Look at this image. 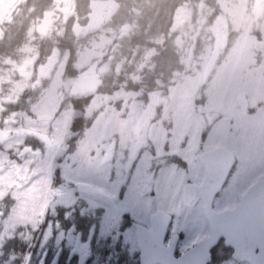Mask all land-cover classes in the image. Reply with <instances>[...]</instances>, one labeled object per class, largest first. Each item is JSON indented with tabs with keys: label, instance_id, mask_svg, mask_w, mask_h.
Here are the masks:
<instances>
[{
	"label": "rangeland",
	"instance_id": "rangeland-1",
	"mask_svg": "<svg viewBox=\"0 0 264 264\" xmlns=\"http://www.w3.org/2000/svg\"><path fill=\"white\" fill-rule=\"evenodd\" d=\"M57 2L61 9L67 6L68 12L73 7V1ZM253 3L216 0L215 7L203 2L178 7L169 30L175 36L176 64L166 78L137 89L131 87L140 81L143 65H149L148 70L153 68L151 56L156 50L150 47L133 53L127 61L134 65V74L126 75L124 81L120 80L124 74L118 78L121 62L125 61L120 58L118 39L132 29V24L109 26L111 16L113 19L116 15V4L114 8L111 0H90L82 18L72 17L67 34L79 42L72 63L75 74L65 76V56L55 54L57 63L48 71L36 70L31 84L25 79L24 71L29 68L24 63H34L41 51H52L49 42L54 36H64L65 28L51 23V8L35 12L33 6H28L16 16L8 32L14 25L21 29L19 45L11 51L20 58V65L14 67H24L18 71L24 103L20 121L4 124L10 137L0 144V264H41L43 260L48 264L56 261L55 255L61 256L57 264H127L130 229L122 214L131 197L143 194L144 175L154 166L159 183L154 181L150 186L154 191L151 194H179L184 173L170 163L164 174L158 163L166 155L178 153L189 168L195 166L189 153L196 152L200 132L190 125L191 117L197 124L205 118L234 115V122L228 126L215 129L214 125L208 140L226 131L223 141L228 139V148L235 153L250 148L256 154L257 144L250 137L257 115L242 117L238 111H231L238 86L253 85V80L264 91V14L257 19ZM216 39L228 86L226 81L221 84L224 78L214 77L205 92L197 91ZM42 41H46L45 46ZM155 41L162 45L163 39ZM58 51L53 48V52ZM108 67L114 68L113 73ZM256 69L259 76L252 78ZM86 75H99V81L94 91L86 94L90 101L82 113L62 99L82 93L81 78ZM104 75H112L111 93L100 91ZM242 77L252 79L246 83ZM246 92L248 108L253 109V94ZM146 108L148 113L144 112ZM256 110L260 118L262 108ZM82 114L88 125L72 130L74 119ZM143 117L150 123L141 135L142 148L133 158L132 145ZM179 122L188 128H179ZM216 122L222 121L217 117ZM259 127L260 119L257 136L262 138L264 132L260 133ZM29 132L37 139L39 153L22 156L19 151ZM125 162L130 165L127 179L122 177L121 165ZM260 162L264 166V155ZM260 178H264V168ZM231 193L229 189L224 195L228 202L233 200L230 195H235Z\"/></svg>",
	"mask_w": 264,
	"mask_h": 264
},
{
	"label": "flooded vegetation",
	"instance_id": "flooded-vegetation-1",
	"mask_svg": "<svg viewBox=\"0 0 264 264\" xmlns=\"http://www.w3.org/2000/svg\"><path fill=\"white\" fill-rule=\"evenodd\" d=\"M8 1H10L9 5L6 6L8 8L0 10V30L2 31V35H0V131H2V133H0V144L8 140L10 137V133L4 131L3 129L4 124L15 125V123L20 121L21 107L22 103H24L23 100V102L21 101L19 83L20 77L18 73L19 70H24V67H14V65H20V58L17 53L5 51V48L7 47L5 43H10L11 46L9 47H12L13 49L18 47L20 41L7 34L8 27L9 24L15 22L17 19L16 16L23 13L28 0ZM70 1L73 0H65V3ZM55 2V7L51 9V23L53 25L55 19H59L61 22L60 28H63L65 27L64 24L67 21H72V17H83V15H75L74 2L73 7H71L69 12L67 6L65 9H61L62 7H60L57 0H55ZM94 5L95 4L91 5V9L93 10ZM112 5L115 6V3H112ZM253 11L257 19L262 18L264 14V0H254L252 12ZM83 20L84 19H82V21ZM4 33L7 35L5 36ZM223 36L226 37V29L224 30ZM65 39L67 38L63 37L59 39V43L63 45L65 49L62 50L57 44H55V42H51L52 44H49L53 45L51 48L52 51H41V53L39 52V57H37V60L34 63H29L27 61L24 63V66L29 68L28 71L24 72L27 75L25 76V79L29 80L30 84L34 80L33 75H35L36 70L39 69L40 71H48L57 63L56 57H54L55 54L60 55V57L65 56L63 66H66L68 56L73 57L76 61V44L79 42H75V40H73V42L71 41L70 47L72 51H70L67 43L64 42ZM214 43V45H217L218 47L217 55L208 72H206L207 65L212 58L213 52L210 54L201 79V84L199 85L197 91L205 92L207 84L214 77L218 80L224 78V81L221 84L226 81L225 85L228 86L227 73L223 69L224 62H219V59L221 58V52L219 51L220 43L218 39H216ZM72 44H75V46L72 47ZM54 47L59 51L56 53L53 52ZM256 76H259L258 69L254 71L252 78ZM94 77L96 79V83H98L99 75H95ZM240 79L242 82L246 83L251 80L248 77H242ZM251 82L254 85L255 81L251 80ZM253 85L249 84L247 86V84H245L244 86H238V89L234 92V100L231 111H238L239 115L242 117H254L257 115L255 116L256 120L254 123V125L256 124L257 126L255 125V130L250 137L251 141L257 144L256 154L250 148H243V151L240 153L232 151L235 159L226 176H224L226 162L225 155H208L206 160L208 161V165L211 167L208 187L212 188L216 186L220 180H222V184L212 197L210 196L209 191H203L201 192L202 194H199V196L191 198V202H188L189 204L185 203L183 198L184 186L187 183L201 185L204 183L206 178V165L202 162V154L219 146H225L228 148V139L225 142L223 141L226 137V131H224V133L221 131L218 133L217 138L208 140L209 135L212 133L213 126L215 125V129L223 128L228 126L230 122L233 123L235 119L234 115H226L224 117L217 116L222 122L217 123V117H213L210 119L205 118L204 121L197 122V125L191 117L190 125L195 129L196 133L200 132L199 138L196 142V152L189 153V155L193 157L195 166L189 168L187 162L182 157L183 155L178 153L166 155L160 163H158L159 169H163L162 173L164 174L166 173L164 168L170 163H173L184 173V176H181L182 189L179 191V194H170L163 197L151 194L154 191L150 188V186L154 183V181L159 183V181L156 180L157 170L156 166H154L144 175L146 177L143 180V185L141 187L143 194L131 197V200L126 205L125 213L122 214L125 215L128 224L127 227L130 229V233L127 235L129 242L127 248L129 252V259L127 260V264H143V262L148 263V260H143V262H141L140 253L142 248L137 236V224H140L145 228L143 238H145L144 246L147 249L154 250L156 247L162 249L163 247L168 248L171 246L173 258H179L187 250L195 247L199 243H202L199 247L192 251L190 259L187 260V263L183 262L181 264H264V196L247 195L248 190L254 184L264 179L260 178L261 170L264 168L260 162L262 160V156L264 155V134H262V138H258L257 136L259 119L261 120V126L263 127H259L260 133L264 132V91L259 90L258 86ZM247 90L253 94V109L248 108L249 99L246 92ZM257 91L260 92V95L255 94ZM25 92L26 90H24L23 94ZM85 97L87 96L78 92L64 97L62 100L67 101L70 105L72 102L80 104L83 102ZM62 100L60 102H63ZM258 107L262 108V115L260 118V113L257 110L255 111ZM148 112L149 111L147 109L146 113ZM149 123L150 122L147 117L141 118L138 130L141 129L142 132H137L138 134L136 135V139L132 145L131 157L133 158L136 157L137 152L142 148L141 135ZM177 124L179 125V128H188V125L181 122ZM205 145L214 146L204 148ZM37 147V139L31 132H29L27 137L23 140L21 150L19 151L20 155L24 156L25 154H37L39 153ZM13 149L14 147H10V150ZM121 167L123 169L122 177L127 179L129 176L130 165L128 162H125L121 165ZM166 180L171 182L168 179ZM229 189L235 195H230L229 199L233 200L228 202L225 200L224 195L228 193ZM236 206L238 207V218L236 220L234 218L216 220L218 221L214 223L216 226H227V228L224 229V231L218 236H216L215 233L213 234L212 222L208 218L207 211L219 213L225 210L233 209ZM158 211H163L169 216V221L165 227L163 235H161L162 232H154L153 230V226L156 224V221L153 224L152 216ZM157 225H160V223H157ZM78 240H76V246L79 245ZM173 241H175L174 245H172ZM59 249L62 250L61 247ZM55 258L56 261L48 264H57V260L61 258V256L55 255ZM153 258L160 259V256H151V261H153ZM43 263L44 260L41 264ZM61 263L62 261L59 262V264ZM26 264H28V262Z\"/></svg>",
	"mask_w": 264,
	"mask_h": 264
},
{
	"label": "trees",
	"instance_id": "trees-1",
	"mask_svg": "<svg viewBox=\"0 0 264 264\" xmlns=\"http://www.w3.org/2000/svg\"><path fill=\"white\" fill-rule=\"evenodd\" d=\"M89 1L90 0H74L75 15L85 14ZM115 2L116 8L114 7V14L116 15L113 16V19L111 16L109 26L111 28H117L125 22H130L132 24V29L126 35L118 39L119 51L121 52L120 58L125 60L121 62L122 74L118 75V78L124 74V77L120 79L124 81L126 75L134 74V65L132 63L128 64L127 61L131 58L133 53H136L137 55L139 52L146 51L150 47L156 50L155 54L151 56V62H154L153 68L148 70V67L150 66L147 64L143 65V72L139 74L141 75L140 81L135 82L131 87L132 89L152 86L158 78H166L172 70V67L175 66L177 60L173 45V39L175 36L170 34L169 30L173 14L178 7H181L184 4H198L201 2L209 7L216 6V0H115ZM55 5V0H28L25 6V11L28 6H33L36 8L35 12H37L40 10L44 11L46 8L53 9ZM70 23L71 20L64 24V36H54L51 41L55 42V44H57L62 50L65 49V47L59 43V39L64 37L67 38L64 42L67 43L69 50L72 51L70 44L71 41L73 42V36L72 34H67V31H70ZM54 25L59 28L61 26L60 20L55 19ZM20 32L21 29L19 28L18 30V27L14 25L8 34L20 41ZM160 38L163 39L162 45L155 41V39ZM41 44L42 46H45L46 41H42ZM5 45H7L5 51L12 50V47H9L11 46L10 43H5ZM73 46H75V44H72V47ZM117 60L119 61L120 59ZM73 61H75V59L68 56L65 76H73L75 74L73 69L74 66L72 65ZM108 68L110 69V72L114 70L112 67ZM103 77L105 82L103 86H100V91L103 93H111V89L113 88L111 87L113 86L111 85L112 75H107V77L104 75ZM89 101L90 95L85 97L80 104L72 102V107L83 113L86 106L89 104ZM84 118L83 114L76 117L72 124V130L84 129L89 123L87 122L84 124ZM76 120H79L82 124L80 125ZM78 126L79 128H77ZM77 228H81V225L77 224Z\"/></svg>",
	"mask_w": 264,
	"mask_h": 264
},
{
	"label": "water",
	"instance_id": "water-1",
	"mask_svg": "<svg viewBox=\"0 0 264 264\" xmlns=\"http://www.w3.org/2000/svg\"><path fill=\"white\" fill-rule=\"evenodd\" d=\"M5 5H8V0L0 1V10H1L2 6H5ZM216 55H217V47L214 48L212 58L210 59L209 64L207 65L206 72H208L209 68L211 67V64L214 61ZM95 86H96V82H95L94 76L86 75V76L82 77V90L84 93L87 94V93L92 92L95 89ZM0 133H2V132L0 131ZM211 154L225 155L226 162H225L224 176H226L227 172L230 170L232 164L234 163L235 157H234L233 152L224 146L216 147V148L210 150L209 152L202 154V156H201L202 162L206 165V178L204 180V183L201 185H195V184L187 183L184 186L183 198H184L185 203L189 204L188 202H191L190 201L191 198H195V197L199 196V194H202L201 192H203V191L204 192L209 191L210 196L212 197L215 194V192L220 188V186L222 184V180H220L216 186H214L212 188L208 187V183H209V179H210V173H211V167L208 165V161L206 160V158L208 155H211ZM247 195L264 196V179H262L260 182H258L256 184H254L248 190ZM207 212H208V218L212 222V233L213 234L215 233L216 236H218L221 232L224 231V229L227 228V226H224V227L216 226V224H214V223L218 222L216 220H226L228 218H234L236 220L238 218L237 217V215H238V207L237 206L233 209L225 210V211L219 212V213H216L213 211H211V212L207 211ZM155 221H156V224H154ZM168 221H169V216L167 213H165L163 211H158L155 214H153L152 222L154 224V226H153L154 232L159 231V233L162 232L161 235H163ZM157 223H160V225H157ZM136 228H137V236H138V239L140 242V246L142 248L141 253H140L141 262H143V260H148V263L143 262V264H154V263H158V264H181L183 262L187 263V260L190 259L192 251L202 244V243H199L195 247L187 250L179 258H173L171 246L168 248L163 247L162 249L159 247H156L154 250L147 249L144 246L145 238H143L144 234H145V228L140 224H137ZM174 243H175V241H173L172 245H174ZM151 256H155V257L160 256V259L153 258V261H151Z\"/></svg>",
	"mask_w": 264,
	"mask_h": 264
}]
</instances>
